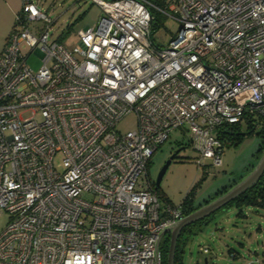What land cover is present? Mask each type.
I'll use <instances>...</instances> for the list:
<instances>
[{
    "label": "built area",
    "instance_id": "built-area-1",
    "mask_svg": "<svg viewBox=\"0 0 264 264\" xmlns=\"http://www.w3.org/2000/svg\"><path fill=\"white\" fill-rule=\"evenodd\" d=\"M92 2L102 16L69 49L21 0L0 52V264H160V233L184 213L154 188V151L187 127L208 171L221 128L264 124V0ZM156 12L180 23L165 46ZM129 113L136 128L121 132Z\"/></svg>",
    "mask_w": 264,
    "mask_h": 264
},
{
    "label": "rangeland",
    "instance_id": "rangeland-1",
    "mask_svg": "<svg viewBox=\"0 0 264 264\" xmlns=\"http://www.w3.org/2000/svg\"><path fill=\"white\" fill-rule=\"evenodd\" d=\"M34 1L54 20L50 26L51 39H57L69 49L79 44L78 30L95 27L102 16L100 7L92 0ZM19 2L21 6V0ZM40 23L41 21H33L30 26ZM69 23L73 26L66 32ZM179 26L176 18L161 13L158 25L152 27L151 38L156 45L165 46ZM3 29L0 26V35H3ZM21 49L23 52L29 50L24 43H21ZM27 63L33 70H37L41 59L31 52L27 56ZM29 115V111L23 112L24 117ZM117 127L121 132L135 129V114L129 113ZM260 127L257 126L253 133L245 135L239 144L225 146L221 156L222 164L209 167L205 175L204 170L196 163L198 152L189 144L190 133L187 127L176 128L152 154L148 164L150 178L154 182L165 161L179 150L163 174L159 191L172 204H178L188 190L200 182L195 199L200 201L208 198L222 186L238 181L247 173L250 165L254 164L255 152L260 142L256 132ZM242 128L245 131L246 126L243 125ZM84 197L90 198L88 194ZM8 220V212L0 213V232ZM203 248L207 251L203 252ZM182 249L180 264H264V209L247 207L242 213L235 207L219 209L199 231L187 238Z\"/></svg>",
    "mask_w": 264,
    "mask_h": 264
},
{
    "label": "trees",
    "instance_id": "trees-1",
    "mask_svg": "<svg viewBox=\"0 0 264 264\" xmlns=\"http://www.w3.org/2000/svg\"><path fill=\"white\" fill-rule=\"evenodd\" d=\"M152 1H154L158 4L161 3V0H152ZM159 14H161V13H158V12L155 13L154 20L151 23V35L153 33L152 27L154 25H156V26L158 25ZM79 17H81V16H79ZM72 26H73V24L69 23L67 25L68 29L66 30V32H69L70 29H72ZM12 28H13V26H12ZM243 125L246 126L245 131H242ZM255 129H256V127L254 126V124H250V123L249 124L248 123L226 124L223 128L220 129L219 137L225 141L226 146L228 144L229 145L230 144H236V143L239 144L245 135L253 133L255 131ZM256 134L260 138L259 145H258L257 150L255 152V157H256V161H257L259 159L261 153H262V150H264V124H261L260 130L257 131ZM255 162H254V164L250 165V168L247 170V172L252 169V167L255 165ZM205 168H207V167L204 166V171H203L204 175L206 172H208L207 170H205ZM235 182H237V181H233L232 184H234ZM153 184H154V188H155L156 192L158 193V195L163 200H165L166 202L171 203L159 191V186L155 187V181L153 182ZM199 184H201V183L198 182L194 186H192L188 190V192L185 194L183 199L181 200V206H182V211H183L184 215L192 212L197 207H199L203 203L207 202L208 200L216 197L220 193L224 192L227 188H229L232 185V184H230L227 186L226 185L222 186L212 196H209L208 198L203 199L199 203H196L195 202V194H196L197 187L200 186ZM231 207H235L239 211V213H242V210L244 208H247V207H255V208L264 209V174H262V176L259 178V180L256 182V184H254L252 187L248 188L246 191H244L242 194L237 196L234 200H232L231 202H229L228 204L223 206L221 209H226V208H231ZM211 216H212V214L206 218L197 220L194 223H191V224L185 226L181 230V232L178 236V239H177V245H176L175 255H174V264H180L181 263L182 254H183L182 245L186 242L187 238L190 235H192L193 233L199 231L202 228L203 224ZM169 242H170V235L166 234V236L161 240L160 246H159L160 256H161V263L160 264H166V262H167V253H168V248H169Z\"/></svg>",
    "mask_w": 264,
    "mask_h": 264
},
{
    "label": "water",
    "instance_id": "water-1",
    "mask_svg": "<svg viewBox=\"0 0 264 264\" xmlns=\"http://www.w3.org/2000/svg\"><path fill=\"white\" fill-rule=\"evenodd\" d=\"M178 151L179 150L172 153L170 157L165 161L164 165L162 166V168L160 169L157 175V178L155 179V187L159 186L165 170L167 169L172 159H174ZM262 174H264V150H262L259 159L252 167V169L248 171L246 174H244L237 182L232 184L229 188H227L224 192L220 193L216 197L203 203L192 212L184 215L181 219H179L175 223L164 228V230L160 233L159 239L157 241L156 249L157 251H159L161 238L164 234L168 233L170 235V242H169L166 264H174V255L177 245V239L181 230L185 226L194 223L197 220L206 218L209 215L215 213L217 210L221 209L223 206L234 200L237 196L242 194L248 188L256 184V182L259 180Z\"/></svg>",
    "mask_w": 264,
    "mask_h": 264
},
{
    "label": "crops",
    "instance_id": "crops-1",
    "mask_svg": "<svg viewBox=\"0 0 264 264\" xmlns=\"http://www.w3.org/2000/svg\"><path fill=\"white\" fill-rule=\"evenodd\" d=\"M19 1L20 0H0V26L4 28L3 35H0V52L4 48L7 35L15 24V15L21 9ZM200 201L198 200L197 202L195 199L196 203Z\"/></svg>",
    "mask_w": 264,
    "mask_h": 264
},
{
    "label": "flooded vegetation",
    "instance_id": "flooded-vegetation-1",
    "mask_svg": "<svg viewBox=\"0 0 264 264\" xmlns=\"http://www.w3.org/2000/svg\"><path fill=\"white\" fill-rule=\"evenodd\" d=\"M206 199V198H205ZM198 202V201H197ZM166 234H168V233H166ZM166 234H164L163 236H162V238H161V240L166 236Z\"/></svg>",
    "mask_w": 264,
    "mask_h": 264
}]
</instances>
